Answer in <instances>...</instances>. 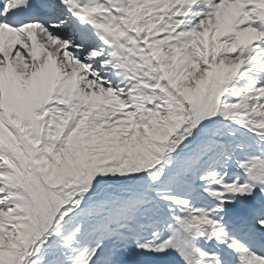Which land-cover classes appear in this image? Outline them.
Returning a JSON list of instances; mask_svg holds the SVG:
<instances>
[{
  "label": "snow or ice",
  "instance_id": "1",
  "mask_svg": "<svg viewBox=\"0 0 264 264\" xmlns=\"http://www.w3.org/2000/svg\"><path fill=\"white\" fill-rule=\"evenodd\" d=\"M0 264H264V0H0Z\"/></svg>",
  "mask_w": 264,
  "mask_h": 264
}]
</instances>
